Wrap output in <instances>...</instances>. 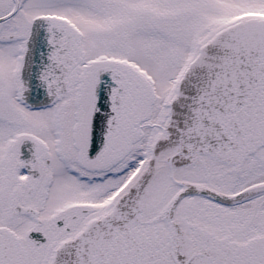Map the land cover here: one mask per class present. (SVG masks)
Here are the masks:
<instances>
[{
  "label": "snow or ice",
  "instance_id": "obj_1",
  "mask_svg": "<svg viewBox=\"0 0 264 264\" xmlns=\"http://www.w3.org/2000/svg\"><path fill=\"white\" fill-rule=\"evenodd\" d=\"M0 264H264V0H0Z\"/></svg>",
  "mask_w": 264,
  "mask_h": 264
}]
</instances>
